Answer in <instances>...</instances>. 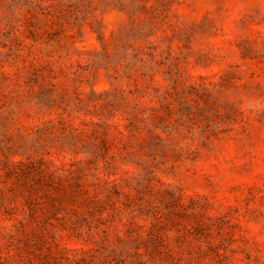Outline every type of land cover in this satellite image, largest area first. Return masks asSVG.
<instances>
[{
  "label": "rangeland",
  "instance_id": "1",
  "mask_svg": "<svg viewBox=\"0 0 264 264\" xmlns=\"http://www.w3.org/2000/svg\"><path fill=\"white\" fill-rule=\"evenodd\" d=\"M0 264H264V0H0Z\"/></svg>",
  "mask_w": 264,
  "mask_h": 264
}]
</instances>
